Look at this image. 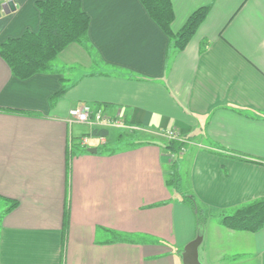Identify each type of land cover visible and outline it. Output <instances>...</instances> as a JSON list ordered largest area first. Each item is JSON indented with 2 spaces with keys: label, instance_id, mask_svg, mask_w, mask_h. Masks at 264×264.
Segmentation results:
<instances>
[{
  "label": "crops",
  "instance_id": "obj_1",
  "mask_svg": "<svg viewBox=\"0 0 264 264\" xmlns=\"http://www.w3.org/2000/svg\"><path fill=\"white\" fill-rule=\"evenodd\" d=\"M40 1L0 3V45L38 32ZM78 1L87 50L71 44L53 73L25 80L0 58V197L17 204L0 224V264H183L197 237L200 264H264V227L218 219L199 233L166 185L164 150L169 132L192 138L190 190L219 218L264 198V0H170L174 34L210 8L182 51L139 0ZM81 105L133 130L116 143L119 130L70 125ZM105 144L120 151L87 152Z\"/></svg>",
  "mask_w": 264,
  "mask_h": 264
},
{
  "label": "trees",
  "instance_id": "obj_2",
  "mask_svg": "<svg viewBox=\"0 0 264 264\" xmlns=\"http://www.w3.org/2000/svg\"><path fill=\"white\" fill-rule=\"evenodd\" d=\"M139 1L152 21L178 51L184 50L200 24L206 19L210 9L206 6L194 11L183 27L174 34L171 31L174 13L170 0ZM36 7L40 13L38 32H25L21 37L7 40L0 45V58L8 66L11 74L20 80L28 79L35 74L53 73L52 62L71 44L88 49L89 18L83 12L78 0H43L37 2ZM62 92L63 90L60 94ZM107 134V129H95L92 132L93 136H107ZM117 134L116 143L122 142L127 137V134L121 131ZM190 142L192 138L179 137L169 140L164 147V150L173 156L170 169L166 174V185L181 196V202L192 211L196 225L202 224L204 227L207 219L203 216L202 205L193 195L181 193L179 179L176 177L177 160L181 151L188 149ZM140 145L131 144L128 147L133 148ZM118 151L120 148H111L106 144L97 148L99 155H113ZM1 201L9 203L4 214L17 206L15 202L2 197H0ZM219 223L223 228L234 232L250 234L259 232L264 227V198L238 207L229 214H221Z\"/></svg>",
  "mask_w": 264,
  "mask_h": 264
},
{
  "label": "built area",
  "instance_id": "obj_3",
  "mask_svg": "<svg viewBox=\"0 0 264 264\" xmlns=\"http://www.w3.org/2000/svg\"><path fill=\"white\" fill-rule=\"evenodd\" d=\"M11 0H0L1 4L8 5ZM68 123L70 125H87L89 127H102L113 130H133L128 127L122 119H112L107 117L101 108L93 109L88 105H81L74 107L68 112ZM168 140L177 139L179 136L175 133L169 132ZM181 138V137H180ZM89 144V139L86 137L80 138L78 141V145L80 148H85ZM185 150L181 151V154L184 153ZM171 156V155H170ZM173 156H171V159Z\"/></svg>",
  "mask_w": 264,
  "mask_h": 264
},
{
  "label": "rangeland",
  "instance_id": "obj_4",
  "mask_svg": "<svg viewBox=\"0 0 264 264\" xmlns=\"http://www.w3.org/2000/svg\"><path fill=\"white\" fill-rule=\"evenodd\" d=\"M117 133L118 132H114L113 133V139H115V140H116V138L118 136ZM191 149L192 148L189 146L188 149L186 150L187 152L185 151L184 153H182V155H180V157L177 160V164H176L177 165L176 166L177 167L176 168V177L179 179V185H180V188H181V193L187 194V195H193L192 191L190 190L191 187H190V184H189V170H190V168H188L189 165L186 164L187 156L189 155V152H190ZM182 158H184V160H182ZM6 208H7V206L5 205V203L0 202V224H1L2 217L4 215V212H5ZM201 209H202V212H203V216L206 217V219H207V222L211 221V223H214V222H216L219 219L218 214L214 210L207 209L204 206H201ZM196 227L199 230V233L202 232V230L205 228V226L203 227L202 224L196 225Z\"/></svg>",
  "mask_w": 264,
  "mask_h": 264
},
{
  "label": "water",
  "instance_id": "obj_5",
  "mask_svg": "<svg viewBox=\"0 0 264 264\" xmlns=\"http://www.w3.org/2000/svg\"><path fill=\"white\" fill-rule=\"evenodd\" d=\"M10 10H14L13 4L10 2L7 5ZM89 154H96V149H87ZM201 239L197 237L193 241H191L184 248V253L182 256L183 264H200L198 260V247L200 245Z\"/></svg>",
  "mask_w": 264,
  "mask_h": 264
}]
</instances>
